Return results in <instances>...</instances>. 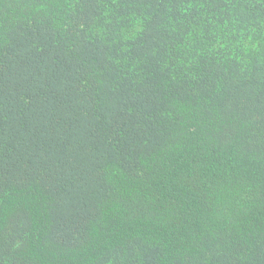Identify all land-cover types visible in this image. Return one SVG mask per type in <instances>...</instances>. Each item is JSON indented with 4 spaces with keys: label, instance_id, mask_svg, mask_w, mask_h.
I'll list each match as a JSON object with an SVG mask.
<instances>
[{
    "label": "trees",
    "instance_id": "obj_1",
    "mask_svg": "<svg viewBox=\"0 0 264 264\" xmlns=\"http://www.w3.org/2000/svg\"><path fill=\"white\" fill-rule=\"evenodd\" d=\"M0 264H264V0H0Z\"/></svg>",
    "mask_w": 264,
    "mask_h": 264
}]
</instances>
